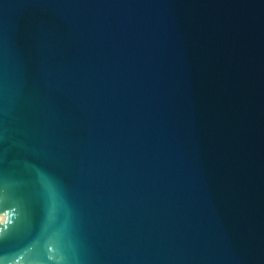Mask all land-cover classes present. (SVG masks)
<instances>
[{
  "label": "water",
  "instance_id": "95a60500",
  "mask_svg": "<svg viewBox=\"0 0 264 264\" xmlns=\"http://www.w3.org/2000/svg\"><path fill=\"white\" fill-rule=\"evenodd\" d=\"M0 264H264V0H0Z\"/></svg>",
  "mask_w": 264,
  "mask_h": 264
}]
</instances>
